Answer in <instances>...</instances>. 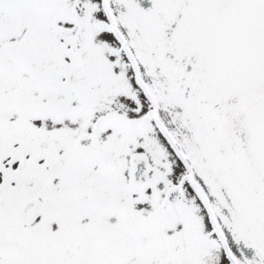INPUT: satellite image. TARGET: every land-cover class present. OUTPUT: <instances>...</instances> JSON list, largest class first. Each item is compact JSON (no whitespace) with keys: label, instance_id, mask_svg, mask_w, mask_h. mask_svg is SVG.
Segmentation results:
<instances>
[{"label":"snow or ice","instance_id":"1","mask_svg":"<svg viewBox=\"0 0 264 264\" xmlns=\"http://www.w3.org/2000/svg\"><path fill=\"white\" fill-rule=\"evenodd\" d=\"M0 264H264V0H0Z\"/></svg>","mask_w":264,"mask_h":264}]
</instances>
